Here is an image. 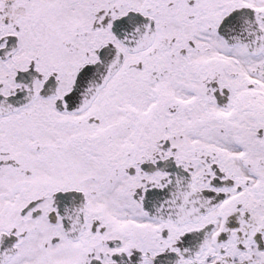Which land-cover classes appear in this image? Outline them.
<instances>
[{
	"label": "snow or ice",
	"instance_id": "6c2138e0",
	"mask_svg": "<svg viewBox=\"0 0 264 264\" xmlns=\"http://www.w3.org/2000/svg\"><path fill=\"white\" fill-rule=\"evenodd\" d=\"M0 264H264V0H0Z\"/></svg>",
	"mask_w": 264,
	"mask_h": 264
}]
</instances>
